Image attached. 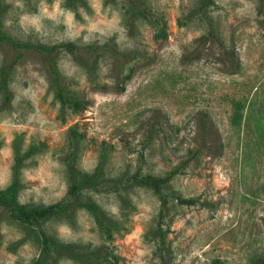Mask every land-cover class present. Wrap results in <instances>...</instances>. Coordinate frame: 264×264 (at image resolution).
Here are the masks:
<instances>
[{
    "label": "rangeland",
    "instance_id": "rangeland-1",
    "mask_svg": "<svg viewBox=\"0 0 264 264\" xmlns=\"http://www.w3.org/2000/svg\"><path fill=\"white\" fill-rule=\"evenodd\" d=\"M2 2L0 30L20 46L0 44V188L15 135L38 147L21 169V203L64 199L69 167L108 179L175 169L158 192L132 183L65 198L43 229L82 252L109 250L115 262L103 264H264V0ZM70 126L81 136L67 161ZM88 202L113 223L109 238ZM38 253L0 206V264Z\"/></svg>",
    "mask_w": 264,
    "mask_h": 264
},
{
    "label": "trees",
    "instance_id": "trees-1",
    "mask_svg": "<svg viewBox=\"0 0 264 264\" xmlns=\"http://www.w3.org/2000/svg\"><path fill=\"white\" fill-rule=\"evenodd\" d=\"M200 1L207 2V0ZM3 7L4 3L2 2V0H0V12L2 11ZM208 34L213 37V32L211 29L208 31ZM5 42L9 44V46L13 50L20 46L0 30V44H6ZM23 47H25V45ZM36 48L49 53V51H47L46 47H44L43 45H38V47ZM52 72L54 74V83L57 84L58 76L53 69ZM0 87L2 90L6 91V93L8 92L5 76L2 75V69L0 70ZM56 96L61 97L60 92L56 93ZM67 131L70 133V138L68 140V152L66 154V159L67 161H69L75 158V147L81 135L75 133L73 126L68 127ZM36 151H38L37 145L26 144L24 146L21 136H14L11 141L12 163L10 165V180L5 187L0 188V206L5 208L7 214L11 219L27 229L30 232V235H34L37 239L39 253L37 259L33 264H46L48 261L53 260L63 254H66L74 261L81 263H90V260L94 259V264H103L102 260L106 259L107 257L112 258L115 262L116 257L105 248H91L86 249L85 252H82L80 251L81 248H79L78 246L67 244L51 237L43 229L44 220L52 215L62 212L66 206V199L70 200L72 198H78V196L82 195L86 191H117L119 188L126 184L137 183L148 186L158 192L160 186L166 183L173 172H175V169H171L165 174V176L158 177L148 174L143 175L139 170H135L131 173H122V175L117 176V179H114V177L108 179L106 177H98L96 174L74 170L72 167H69V184L66 190V199L64 198L47 205L21 203L18 200V193L22 187L20 177L21 169L24 167L25 159L30 157ZM138 155L141 158L142 152L139 151ZM100 165L101 164L99 162L97 166L99 167ZM99 179L100 181H98ZM99 186L107 187L100 189ZM175 198L178 203L184 205H191L197 201V198H181L179 196H176ZM160 201L163 206V196H160ZM85 207L93 214L94 221L101 236L105 239L109 238L114 226L113 223L105 219L102 210L96 204L88 202L86 203ZM157 232L159 240L163 242V239L165 238L164 231H161V229L158 227ZM209 264H218V260H213Z\"/></svg>",
    "mask_w": 264,
    "mask_h": 264
}]
</instances>
